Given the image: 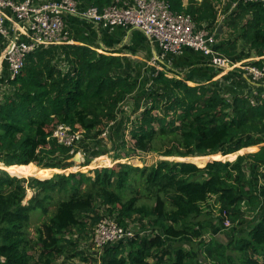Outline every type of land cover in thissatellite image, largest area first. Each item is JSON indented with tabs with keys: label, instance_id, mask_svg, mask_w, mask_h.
<instances>
[{
	"label": "trees",
	"instance_id": "trees-1",
	"mask_svg": "<svg viewBox=\"0 0 264 264\" xmlns=\"http://www.w3.org/2000/svg\"><path fill=\"white\" fill-rule=\"evenodd\" d=\"M76 1L100 10L113 2ZM165 1L173 12L188 14L197 26L216 32V38L219 26L221 32L229 29V41L215 47L222 55L237 62L242 57L237 55V40H242L259 58L249 63L264 66L261 3ZM115 54L70 43L39 47L26 56L20 74L6 81L0 102V264H57L60 257L81 256L73 235L92 234L103 217L114 218L121 226L134 220L151 234L136 233L128 241L107 246L97 264H202L194 252L168 249L167 241L200 236L205 205L216 212L217 224L223 225L226 213L232 226L244 230L238 235L226 233L230 236L225 242L215 237L202 241L204 264H264V100L257 95L251 103V96L232 94L219 82L192 85L190 79L158 71L147 90L134 95L136 108L141 100L144 104L127 142L120 103L134 94L136 82L126 71L133 63ZM58 124L82 135L80 148L85 141L98 147L105 133L127 149L123 156L114 153L116 160L139 152H152L161 159L150 166L116 163L89 173H56L49 179L16 177L31 164L68 168L66 163L78 148L71 154L49 138ZM244 151L250 153L237 156ZM173 157L179 160H169ZM28 188L35 193L26 201ZM53 193L64 200L38 235L48 239L49 243L42 240L47 253L34 258L26 254L24 228L39 196ZM247 213L253 214L251 222Z\"/></svg>",
	"mask_w": 264,
	"mask_h": 264
},
{
	"label": "built area",
	"instance_id": "built-area-1",
	"mask_svg": "<svg viewBox=\"0 0 264 264\" xmlns=\"http://www.w3.org/2000/svg\"><path fill=\"white\" fill-rule=\"evenodd\" d=\"M243 1L258 2L264 6V0ZM67 17L108 30L117 27L138 30L158 47L155 62L163 60L167 54L181 55L185 49H190L208 57L211 65L218 70L239 68L253 83L258 84L261 88L258 96L264 100V66L259 68L246 60L238 63L231 61L215 49L216 32H210L205 25L197 26L188 14L173 12L165 0H113L111 5L101 10L93 5L82 8L76 0H0V45L3 46L0 76L6 67L5 84L20 74L26 56L33 50L70 43ZM258 59L255 57L253 60ZM250 102L254 103V100ZM125 104L122 101L120 109L125 111ZM49 138L69 148L71 154L78 148L76 153L81 157L79 145L82 135L71 127L58 124ZM223 218V228L229 227L231 223L226 213ZM136 233L148 236L151 231L141 230L139 225L133 229L127 220L121 226L114 218L103 217L93 227L90 240L96 248H106L128 241Z\"/></svg>",
	"mask_w": 264,
	"mask_h": 264
},
{
	"label": "rangeland",
	"instance_id": "rangeland-1",
	"mask_svg": "<svg viewBox=\"0 0 264 264\" xmlns=\"http://www.w3.org/2000/svg\"><path fill=\"white\" fill-rule=\"evenodd\" d=\"M186 1V0H184ZM231 7H234V3L231 4ZM221 17H218L217 20L221 21ZM220 36L217 37V44H220L221 42H226L229 41V29L224 27L223 31L220 32ZM237 55H241L242 57L239 58L238 62L245 61L247 56L250 53H255L253 48L249 45L244 43L242 40H237ZM235 59V58H234ZM234 59H230L231 61L235 62ZM169 68H171V62H166ZM164 64V65H166ZM163 64L155 62V61H149L147 66L145 67H136L134 64H130L127 72L131 73V77L133 80L136 82V90L134 92V95H139L141 92H144L145 89L147 90V87L151 85V79L156 75L158 71H160L159 67ZM165 69V68H164ZM241 70V69H240ZM238 68H234L232 71H229L228 74H226V77H229V73H234L238 74L240 72ZM225 79L222 82H219L221 87H223L225 90H227V84L225 83ZM193 85V84H192ZM6 90V89H4ZM224 95H228L229 93L225 92ZM227 96V97H228ZM141 99V98H140ZM126 106L124 107L125 111H123L122 118L123 122L121 123V129H122V134H123V140L130 142V129L132 127V123L135 120V115H138L139 112H137L140 109L141 112V107L138 106V108L135 107L133 101L127 102L125 104ZM128 119V120H127ZM102 137V142L100 145L96 148H94L93 143H90L88 141H85L82 143V147L79 150L81 154V158L79 157L78 161H73L75 155L74 154L73 158L69 160L66 165L68 168L65 170H58V169H47V168H38L31 164L28 167L22 168L17 172V177L18 178H38L41 175H44L46 178L52 177L54 174L61 172L64 174H68L70 172H82V173H89L91 170L95 168H103V167H109L112 166L116 163H127L132 166H137V167H142V166H150L151 164L155 163L157 160H159V156L155 153H136V156H132L129 158H122V159H117L115 158L114 153L121 154L123 156L126 154L127 149H122L119 147L121 144V141L117 140L114 142H111L108 137L106 138ZM132 142V141H131ZM81 144L79 145V147ZM93 146V148H92ZM257 149L259 148L258 145L255 146ZM256 149V150H257ZM245 153H250V151H244L239 155H243ZM236 156V157H237ZM236 157L233 159L235 160ZM161 159V158H160ZM169 159V158H168ZM194 159V158H193ZM191 159L190 161H194ZM90 160V164L88 166L82 167L85 161ZM169 160H176L178 161V158H170ZM231 160V161H233ZM189 161V162H190ZM223 161H229V160H223ZM2 169V168H1ZM75 170V171H72ZM245 173L248 175L249 171L248 168L245 167ZM252 174V171H251ZM90 175H93L92 173ZM12 176V175H11ZM251 177V175H250ZM253 179L255 178V175L252 174ZM261 182V181H260ZM260 184V183H259ZM35 191L32 189L28 188L27 189V197L26 201L29 200ZM40 200V203L38 204L37 208L33 213H31L28 222L26 224V227L24 228V236L26 238V243H25V249H26V254L29 256H32L34 258H37L39 256V252H41L43 255L47 253L46 247L42 246L44 245V241L46 240L47 243H49L48 239L46 236L43 234V238H39L38 235L42 233L44 227L48 224L50 218L55 214L58 202L61 200H64V196L61 194L53 193V194H41L38 198ZM212 202V201H211ZM253 214L247 213L246 214V219L247 221L251 222V216ZM217 214L213 210L212 206H204L202 215L200 217V220L202 221V226H203V231L202 234L198 237L194 238H180V239H168L167 241V247L168 249H173V248H178L182 247L185 250H189L191 252H194L195 258L196 259H201V263L204 264V261L202 260L203 254L201 252L202 248V241H207L211 237H215L218 240H221L225 242L227 238L230 236L226 235L230 234L231 231L235 232V235L240 234V232H243V228H237L236 225H231L229 227L223 228L219 223L217 224ZM130 225L133 229H135L136 221H131ZM219 226V234L214 233V229ZM248 230V227H247ZM88 231V230H87ZM88 238H87V237ZM73 237L77 240H75L78 244L77 250L82 252L83 255L77 256V257H68V256H63L60 257L56 260L55 263L57 264H97L95 261L99 260L101 257L102 252L104 251L105 248H96L91 239V234L88 233L87 235L85 234H78L73 235ZM83 258H86V261H83Z\"/></svg>",
	"mask_w": 264,
	"mask_h": 264
},
{
	"label": "crops",
	"instance_id": "crops-1",
	"mask_svg": "<svg viewBox=\"0 0 264 264\" xmlns=\"http://www.w3.org/2000/svg\"><path fill=\"white\" fill-rule=\"evenodd\" d=\"M80 7H86L85 3H80ZM65 21L70 33V44L88 46L100 53L115 51V55L126 58L128 61L130 60L136 67L147 66L149 61H155L159 53L158 47L151 43L138 30L120 27L112 30L103 29L94 25L85 24L74 17H67ZM255 57L256 56L253 57L252 53H250L246 61H255L253 60ZM166 62H171V68L168 67ZM158 63L163 65L166 64L164 66L161 65L163 67H159L160 71L165 75L179 79H190V81L186 80L189 84L222 82L226 74L232 71L230 69L227 71L218 70L211 65L208 57L202 56L190 49H185L181 55L167 54V56ZM6 73L7 70L5 67V70H3L0 76V102L3 98L2 96L5 94L4 89L7 88L4 78L6 77ZM225 83L228 87L227 91H230L232 94L241 93L243 96H251V101L261 92V88L258 87V84L253 83L250 78L246 76L244 71L241 72V74L229 73L228 81ZM131 95L128 96L124 102L127 104V102L133 101L135 105V96L134 94ZM143 104L144 100H141L139 102L141 110ZM137 112H140V109ZM258 146L260 147L261 144Z\"/></svg>",
	"mask_w": 264,
	"mask_h": 264
},
{
	"label": "water",
	"instance_id": "water-1",
	"mask_svg": "<svg viewBox=\"0 0 264 264\" xmlns=\"http://www.w3.org/2000/svg\"><path fill=\"white\" fill-rule=\"evenodd\" d=\"M220 31H221V26H219L218 28H217V33H220ZM252 55H253V57L255 56L254 55V53H252ZM215 155H220L221 157H226V156H223V155H221V154H215ZM212 156H214V155H210L209 157H212ZM79 157H80V155L79 154H77V155H75V157H74V159H73V161H78V159H79ZM81 158V157H80ZM5 170V169H4ZM58 173H61V172H58ZM17 177V176H16ZM51 178V177H50ZM47 179H49V178H47ZM40 180V179H39ZM45 180V179H44Z\"/></svg>",
	"mask_w": 264,
	"mask_h": 264
},
{
	"label": "bare ground",
	"instance_id": "bare-ground-1",
	"mask_svg": "<svg viewBox=\"0 0 264 264\" xmlns=\"http://www.w3.org/2000/svg\"><path fill=\"white\" fill-rule=\"evenodd\" d=\"M79 160V159H78Z\"/></svg>",
	"mask_w": 264,
	"mask_h": 264
}]
</instances>
